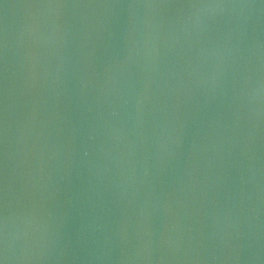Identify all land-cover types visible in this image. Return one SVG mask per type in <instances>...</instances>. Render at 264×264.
<instances>
[{
    "label": "water",
    "instance_id": "water-1",
    "mask_svg": "<svg viewBox=\"0 0 264 264\" xmlns=\"http://www.w3.org/2000/svg\"><path fill=\"white\" fill-rule=\"evenodd\" d=\"M0 264H264V0H0Z\"/></svg>",
    "mask_w": 264,
    "mask_h": 264
}]
</instances>
